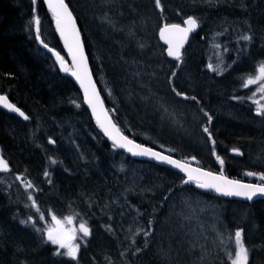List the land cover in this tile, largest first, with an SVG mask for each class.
Here are the masks:
<instances>
[{
	"label": "rangeland",
	"instance_id": "1",
	"mask_svg": "<svg viewBox=\"0 0 264 264\" xmlns=\"http://www.w3.org/2000/svg\"><path fill=\"white\" fill-rule=\"evenodd\" d=\"M197 2L161 0L162 9H157L155 0H69L73 13L81 20L92 57L100 66L104 91L108 95L111 91V101L118 108L115 112L118 110L121 113L131 131L149 133L168 150L174 149L190 160L194 156L198 162L214 165L218 161L212 155L213 148L217 149L219 156L224 148L222 145L221 148L216 147L218 134L229 128L241 129L237 134L240 139L238 149L243 155L236 158L237 161L249 169L264 172V118L256 115L257 104L244 105L221 98L223 94L234 95L253 88L252 85L242 87V78L258 75V62H264V8L261 13L252 14L251 18L240 14L228 20L239 37L247 33L253 39L250 43L239 40L236 59L229 63L225 58L226 63L231 65L217 75L209 70L206 60V55L214 50L210 43H202L195 38L185 52L181 66L176 68V62L166 58L165 49L157 39L158 30L163 24H179L189 15L197 16L201 6ZM220 3L240 6L246 4L247 0H221ZM105 14L111 23L101 19ZM221 15L226 14L207 15V21L203 23L202 30L206 27V30L212 31V38L221 25L217 18L223 20ZM140 44L144 47L141 48ZM173 69L177 72L174 77L177 89L189 97L196 96L199 104L171 93L167 77ZM254 100L264 104L262 94H258ZM107 106L110 112L115 110L109 104ZM200 108L212 117L210 124ZM91 120L87 111L81 113L80 126L96 134ZM50 123L38 128L39 137L47 136L48 141L49 138L54 139V129ZM204 126L210 128L215 145L202 132ZM236 129L231 133H236ZM56 143L61 148L58 147V150L63 154V163L71 164L73 161L79 172L94 175L100 164L99 159L84 161L78 150L68 147L65 140ZM51 145L55 147V143ZM221 156L222 159H235L230 155ZM75 159L78 162H74ZM131 170L136 181L130 189L143 200L147 211L142 213L139 220L135 213L131 215L123 209L117 210L114 215L117 229L124 231L125 235H132L140 224L147 230V221L153 216L157 217H154V234L150 233L147 238L149 246L138 244L143 249L141 253L148 250L146 257L141 253L133 256L132 252L126 256L132 264H230L227 253L234 255V233L237 229L243 230V239L248 246L256 244L255 241L264 242V227L254 215V207L259 204L247 205L202 195L190 185L181 184L178 175L149 163L132 165ZM107 174L108 169H102L97 184ZM169 188L173 190L169 194L170 199L161 206ZM17 190L21 196L24 195L23 187ZM144 194L148 197L146 200L143 199ZM98 195L107 209L113 207L109 193L99 191ZM73 226L78 228L79 223L73 221ZM19 233L28 234L23 230ZM103 237L104 234L102 236L101 231L96 230L91 231L88 238L95 242L100 238L103 246L100 251H105ZM35 240V236L32 239L29 236L27 244L35 247ZM114 255L119 264H125L122 257ZM202 255L203 260L200 259ZM78 256L80 250L76 261ZM254 258L255 263L264 262V258L258 255ZM89 263V260L85 262Z\"/></svg>",
	"mask_w": 264,
	"mask_h": 264
},
{
	"label": "trees",
	"instance_id": "2",
	"mask_svg": "<svg viewBox=\"0 0 264 264\" xmlns=\"http://www.w3.org/2000/svg\"><path fill=\"white\" fill-rule=\"evenodd\" d=\"M219 1L221 2V0H211V4H209L206 0H198L197 3L201 5L198 16L207 20V15L226 14L220 16H223L222 21H220L222 18H217L221 25L214 32L213 38L210 30L203 35L214 44L219 42L230 45L228 49L230 55H223V59L226 58L230 63L236 59L240 48L238 44L240 39L233 31L232 25L229 24V16L243 14L251 18L252 14L256 15L262 12L264 0H247L246 4H240V6L221 4ZM66 2L69 3V0ZM33 7L36 8L35 13ZM34 15L40 19L41 38L50 47L59 51L66 60L61 42L53 29L52 16L46 10L43 0H37L35 6L32 4V0H0V94L7 96L11 103L19 107L29 117L25 121L23 118L20 119L0 109V155L9 162L10 167L8 173L0 172V264H20L21 261H24L25 264H85L87 260L90 261L89 264H109V261L111 264H119L114 254L122 257L121 252L124 253L122 258L125 264H131L126 256L136 249L140 241L145 242L146 239L142 233L133 236L130 233L125 235L124 231L118 230L114 215L117 210L123 209L122 211L131 215L137 214L140 220L142 213L147 211L143 200L132 193L130 189L135 182L132 174L131 176L128 174L131 165L129 163L132 160L123 152L113 149L98 132L92 120L91 124L97 130L96 134L90 129L83 130L80 126L81 113L86 111L83 108L80 93L69 78L59 73L52 58L36 42L35 25L32 20ZM77 18L78 25L82 28L81 20L79 17ZM83 41L98 89L107 105L109 104L116 110L118 108L104 91L100 79V66L92 57V51L89 49L84 34ZM223 53L225 54L226 51ZM212 58L211 55L207 59L210 64L213 63L210 61ZM221 69L226 68L223 66ZM257 87L237 92L234 95L223 94L221 98L240 103L251 101L261 94L257 92L252 97V93L257 91ZM233 96L242 99H233ZM249 97L252 98L249 99ZM114 119L129 138L179 160L186 158L177 150L166 149L149 133L131 131L118 110L114 112ZM47 122H51L54 129L55 147H52L48 142L47 136L40 138L38 135V128L44 127ZM233 129L236 128H229L219 134L218 141L225 148L227 144L238 143L240 140L237 134L241 129H236V133L232 134ZM61 140H65L68 147L77 149L82 160H100L93 176L86 171L79 172L78 166L76 168L73 161L70 162L71 164L66 161L63 163V154L61 150H58L59 145L56 143ZM95 143H97V147L93 146ZM59 149H61L60 146ZM49 157L56 160L57 163L52 164ZM234 160L236 163H241L237 159ZM74 162H78V159H75ZM235 162L233 165L229 163L228 167L223 169L225 175L240 181L260 182L257 176H248L247 172L237 166ZM192 164L212 172L221 171L217 166L201 164L196 161ZM106 168L110 175L107 174L103 180H100L98 186L97 181L101 176V171ZM46 169L50 173L48 177L44 176ZM17 175L32 181L38 189L37 191L29 189L28 192H32L41 212L45 214L44 221L39 219V214L34 209L26 207L31 204L27 199L28 192L25 191L23 196H18L16 190L23 186L20 181L15 179ZM99 191L109 193L108 198L113 202L114 208L107 209L102 204L98 195ZM141 195L143 194L141 193ZM208 195L219 198L212 192H208ZM147 198L144 194L143 199ZM257 204L259 205L254 207L255 219L264 227V202ZM49 209H52L60 219L71 215L74 217V223L84 220L92 232L101 231L102 236L104 234L105 251H100V248L103 247L100 238L95 242L90 238L81 239L82 235H77L75 242L80 245L78 261L68 259L66 256H54L53 252L56 246L42 243V236L36 231V228L43 229L45 225H51V217L47 215ZM29 215L33 217V223L21 224L20 221L26 220ZM109 216L112 217L111 220H109ZM154 217L157 218L153 216V220ZM105 225H111L113 232L106 231ZM137 227L134 232L138 228L145 229L142 224ZM17 229L19 232L23 230L28 234L22 235ZM29 236L31 239L32 236H35V247L27 244ZM255 243L247 246L251 255H254V261V257L257 255L264 258V255H259L264 253V242L255 241ZM81 252L86 255H82ZM254 252L258 254H254ZM256 264H260V262L257 261Z\"/></svg>",
	"mask_w": 264,
	"mask_h": 264
},
{
	"label": "snow or ice",
	"instance_id": "3",
	"mask_svg": "<svg viewBox=\"0 0 264 264\" xmlns=\"http://www.w3.org/2000/svg\"><path fill=\"white\" fill-rule=\"evenodd\" d=\"M206 2L211 4V0H206ZM36 3L37 0H32V4L34 6ZM44 4L47 6L48 12L52 16L55 31L59 35L60 40L63 42L64 50L71 59V65L69 66L66 63L65 57L62 56L59 51L50 47L49 44L41 38L40 19L36 15L32 18L36 32L35 40L44 49H46L47 52L51 53V56L55 59V63L59 65L61 72L69 73L75 78L80 90L83 93V103L91 110V116L95 121L96 127L103 133V136L111 142L113 149H123L125 152L131 153L133 156L150 157L158 162L170 165L173 169L183 173L184 178L181 179V184L191 183L195 184V186L199 189L212 190L224 196L243 197L249 201L253 200V198L257 196L264 197V174L255 172L247 173L248 176H257L260 181L259 183L246 184L241 183L239 180L228 179L223 172L224 160L221 159L220 156L216 155L215 148H213L212 155L216 156V159L221 166L219 174L212 171H206L201 167H193L191 161H195L196 158L194 156L191 157V161L187 158L182 160L173 159L171 155L155 151L153 148L147 147L142 143H137L134 139L125 135L122 128L113 119V115L116 110L110 112L105 108L104 101L101 99L100 92L97 90L96 83L93 81L92 73L89 69L88 58L85 55V48L81 38V30L77 27V20L73 15V11L70 10V7L65 0H44ZM155 8L162 9L161 0H155ZM35 11L36 8L33 7V12L35 13ZM101 19L111 23V21L107 18V14H105L104 17H101ZM199 26L200 23L198 18L189 15L183 20V26L181 24L165 23L159 28L160 39L167 45V48L165 49L166 55L171 57L176 62V68L181 66V62L183 60V52L181 50L183 49L185 42L188 40L189 34L195 32ZM239 39L250 43L253 36L246 33L241 35ZM140 47L143 48L144 45L140 44ZM217 47H219V45H217ZM224 51H228V49L225 48ZM208 68L210 71L216 72L217 75L221 74L222 69L219 68V65L213 67L212 64H209ZM256 70L258 75L255 77L249 76L246 79L242 78V87L248 88L250 85H258L257 91L252 93V97L259 92L262 94V98H264V62H258ZM176 76L177 72L173 69L171 75L167 77L171 93H173L176 97H181L184 100L195 101L199 104L200 101L196 96L189 97L183 91L177 89L174 81V77ZM111 95L112 93L109 91V96ZM252 97H249V99ZM232 98L242 99L238 96H233ZM141 99L146 98L142 97ZM253 103L257 104L256 115L264 118V104H259L255 100H253ZM0 107L7 109L9 112L18 114L19 117H22L25 121L29 119L25 112H23L15 104L11 103L5 95H0ZM77 107H79V105H77ZM164 111L166 112L167 109H164ZM200 111L207 117L208 123L210 124L212 117L205 112L203 108H200ZM202 132L207 136V140L215 145V140L210 128L208 126H204L202 128ZM48 142L50 144L55 143V141L51 138H49ZM232 151L237 155H240L239 149L233 148ZM49 160L52 164L57 163V161L51 157H49ZM65 170L67 171V169ZM9 171V162L2 155H0V172L8 173ZM49 175L50 173L46 169L44 171V176L48 177ZM15 179L21 182L26 192H28L29 189L32 191L38 190L32 181L25 180L21 175H17ZM167 191L168 194H164L161 206H163V203H166L170 199L169 194H171L173 190L169 188ZM27 199L31 202V204L26 205V207L34 209L36 213L39 214V219L44 221L45 214L41 212L37 201L32 195V192H28ZM47 215L51 217V225H45L43 229L36 228V231L42 236V243H50L51 245L56 246L55 251L53 252L54 256H66L71 260L76 261L80 250V245L75 242L77 234H82L81 239H86L91 235L87 222L81 220L79 227L76 228L73 226L74 217L71 215L65 216L61 220L54 214L52 209L48 210ZM121 215H123V213ZM111 219L112 217L109 216V220ZM20 223H33V217L29 215L26 220H21ZM155 224V220L149 219L147 221V230L138 228L132 235L136 236L142 233L144 237L148 238L150 233L154 234ZM33 227H35V224H33ZM104 227L106 231L113 232L111 225H105ZM234 244V255L232 252L227 253L230 264H249L250 250L244 242L242 229H237L235 231ZM148 246L149 243L148 240H146L145 247ZM142 251V248L136 247L135 252H133L132 255L136 256L137 253H141ZM120 255L123 257L124 253L121 252ZM200 259L203 260L204 256L202 255ZM20 264H25V262L21 261ZM109 264H111V261H109Z\"/></svg>",
	"mask_w": 264,
	"mask_h": 264
},
{
	"label": "water",
	"instance_id": "4",
	"mask_svg": "<svg viewBox=\"0 0 264 264\" xmlns=\"http://www.w3.org/2000/svg\"><path fill=\"white\" fill-rule=\"evenodd\" d=\"M65 2H66V1H65ZM66 3H67V2H66ZM43 4H44V0H43ZM67 4H68V3H67ZM44 6H45L46 10L48 11L47 6H46L45 4H44ZM70 10H71V9H70ZM73 15H74V14H73ZM74 17H75V16H74ZM75 18H76V17H75ZM181 25L183 26V24H181ZM53 27H54V30H55V26H54V24H53ZM77 27L81 30V28H80L79 25H78V22H77ZM197 32H198V28L195 30V32L189 34L188 40L185 42L184 47H183V49L181 50L182 52L184 51L185 47L187 46V44H188V42H189V40H190V37L193 36V35H195ZM55 33H56V31H55ZM81 34H82V30H81ZM56 35H57V37L59 38V35H58L57 33H56ZM81 38H82V42H83V34H82V37H81ZM157 39H158V41H159V42L165 47V49H166V48H167V45L164 43L163 40L160 39V36H159V30H158V33H157ZM59 40H60V38H59ZM60 41H61V40H60ZM38 44H39V43H38ZM83 44H84V42H83ZM61 45H62V48H63V42H62V41H61ZM39 46H40L44 51H46V53L52 58V60H53L54 63H55V59H54V57L51 56V53L47 52V50L44 49L40 44H39ZM84 48H85V46H84ZM63 51H64V54H65L66 59H67L66 63L70 66V65H71V59H70V57H68L67 52L64 50V48H63ZM85 55L87 56L86 49H85ZM165 55H166V52H165ZM166 57H167L169 60L174 61L171 57H168L167 55H166ZM87 58H88V57H87ZM88 62H89V60H88ZM55 65H56L57 70L59 71V73H60L62 76H66V77H68V78L70 79V81L74 84V86L77 88V90L79 91L80 96H81V98H82V104H83V106L87 109L89 115L91 116V110L88 109L87 105L83 103V93H82V91L80 90L79 85H78V83L76 82L75 78L72 77L69 73L61 72V71H60V68H59V65H57L56 63H55ZM89 69H90V72L92 73L90 63H89ZM92 78H93V81L96 83L93 74H92ZM96 87H97V90L99 91L98 86H97V83H96ZM0 95H2V94H0ZM100 95H101V94H100ZM101 99L103 100L102 96H101ZM103 101H104V100H103ZM104 105H105V102H104ZM105 108L107 109L106 105H105ZM0 109H2L3 111H5V112L8 113V114H12V115L17 116L18 118H22V117H19V115L16 114V113L9 112L7 109H4V108H2V107H0ZM91 118H92V116H91ZM92 120H93V119H92ZM93 121H94V120H93ZM94 122H95V121H94ZM99 131H100V130H99ZM100 133H101L102 136H103V133H102V132H100ZM103 137H104V136H103ZM104 139H105L106 142H108V143L111 144V142L108 141L106 137H104ZM137 143H138V142H137ZM118 150L123 151L124 154H125L126 156H128V157H130V158H132V159H134V160L149 162V163H151V164H154V165L157 166V167L164 168V169H167V170H169V171H172V172L178 174L181 178H184V177H183V173H180L178 170L173 169L170 165H167V164L162 163V162H158V161H156V160H154V159H152V158H150V157L133 156L131 153H127V152H125L123 149H118ZM154 150H155V151H158V150H156V149H154ZM231 155H237V154L234 153V152L232 151V152H231ZM173 159H175V158H173ZM192 166H193V167H196V166H194V165H192ZM228 179H230V178H228ZM231 180H233V179H231ZM241 183H244V182H241ZM246 184H247V183H246ZM195 189H196L197 191H200V192H207V191H209V190H206V189H199V188H197L196 186H195ZM210 191H212V190H210ZM212 192H214L215 194H217V195H219V196H221V197H224V198H227V199H233V200H236V201H239V202L250 203V202H254V201H264V197H259V196L254 197L253 200L249 201V200L244 199L243 197L224 196V195H222V194L216 193L215 191H212Z\"/></svg>",
	"mask_w": 264,
	"mask_h": 264
},
{
	"label": "flooded vegetation",
	"instance_id": "5",
	"mask_svg": "<svg viewBox=\"0 0 264 264\" xmlns=\"http://www.w3.org/2000/svg\"><path fill=\"white\" fill-rule=\"evenodd\" d=\"M231 18V16H229V19ZM198 19H201V18H198ZM183 20V19H182ZM182 20H180V21H182ZM205 21H207V20H200L199 21V23H200V25H201V23H203V22H205ZM199 39H201L200 37H199ZM217 45H219V47H217ZM211 46L214 48V50H221V48H223V47H225V46H227V44L225 45V44H211ZM217 56H220V55H222V53H220V52H217V54H216ZM228 55H230V53H226V56H228ZM221 62H226L224 59L221 61ZM243 104L244 105H251L249 102H243ZM218 137H219V134H218ZM216 142H217V144H216V147L217 148H221L222 146L221 145H223L222 143H219L218 142V138L216 137ZM238 143H230V144H227V146H226V149L225 148H223L222 150H223V152L222 151H220V153H221V155H227V156H229V155H231L230 154V151L232 150V148H231V146H233V145H237ZM219 145V146H218ZM220 155V156H221ZM222 157V156H221ZM241 157V156H240ZM224 161H227V163H225L224 164V167H228V162L229 163H231V165H233V162H235V160H232V159H229V160H227V159H224ZM129 164H131V165H135V164H137V163H135L134 161L133 162H131V163H129ZM235 164L236 165H239V166H242L243 168H245V166L243 165V163H236L235 162ZM264 173V172H263ZM84 255H86L85 253H84ZM146 255H147V253L146 252H144V258L146 257Z\"/></svg>",
	"mask_w": 264,
	"mask_h": 264
},
{
	"label": "bare ground",
	"instance_id": "6",
	"mask_svg": "<svg viewBox=\"0 0 264 264\" xmlns=\"http://www.w3.org/2000/svg\"><path fill=\"white\" fill-rule=\"evenodd\" d=\"M68 5H69V7H70V9H71V6H70V3H68ZM72 10V9H71ZM85 36V35H84ZM86 38V37H85ZM90 49V48H89ZM93 74V73H92ZM77 122V121H76ZM76 126V125H75ZM49 127V126H48ZM51 129V128H50ZM53 130V129H52ZM51 132V131H50ZM52 133V132H51ZM43 134V133H42ZM97 145V143H95V144H93V146L94 147H97L96 146ZM59 147V146H58ZM67 147V146H66ZM77 152V151H76ZM74 158V157H73ZM80 162V161H79ZM78 165V164H77ZM131 166L132 165H130L129 166V170H128V174L131 176V174H132V177H133V173H132V170H131ZM196 166V165H195ZM133 180H135L134 178H133ZM136 181V180H135ZM115 189V188H114ZM148 252V250H146V253ZM251 254V253H250ZM252 257L254 256V255H251ZM140 258V257H139Z\"/></svg>",
	"mask_w": 264,
	"mask_h": 264
}]
</instances>
